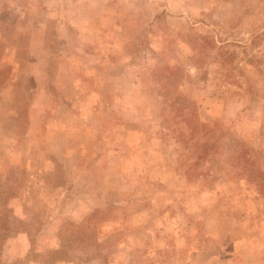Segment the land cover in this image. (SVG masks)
<instances>
[{
	"label": "rangeland",
	"instance_id": "1",
	"mask_svg": "<svg viewBox=\"0 0 264 264\" xmlns=\"http://www.w3.org/2000/svg\"><path fill=\"white\" fill-rule=\"evenodd\" d=\"M230 138L264 176V0H0V264H264Z\"/></svg>",
	"mask_w": 264,
	"mask_h": 264
},
{
	"label": "trees",
	"instance_id": "2",
	"mask_svg": "<svg viewBox=\"0 0 264 264\" xmlns=\"http://www.w3.org/2000/svg\"><path fill=\"white\" fill-rule=\"evenodd\" d=\"M165 96V95H160ZM162 109V126L164 129L172 131L173 138L178 144H184L185 138L194 137L198 130L195 124L196 113L193 103L185 98L169 99L165 96ZM176 105H179L178 107ZM209 152L213 151L224 158L225 161L243 176L248 182L254 183L259 195L264 197V176L263 173L253 168L252 163L247 157V150L236 139L216 140L206 143Z\"/></svg>",
	"mask_w": 264,
	"mask_h": 264
}]
</instances>
